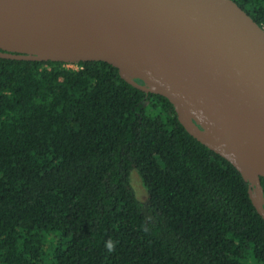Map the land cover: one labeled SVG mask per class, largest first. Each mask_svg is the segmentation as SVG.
<instances>
[{"label": "trees", "instance_id": "16d2710c", "mask_svg": "<svg viewBox=\"0 0 264 264\" xmlns=\"http://www.w3.org/2000/svg\"><path fill=\"white\" fill-rule=\"evenodd\" d=\"M230 1L264 29V0ZM73 65L0 58V264H264L245 176L165 96Z\"/></svg>", "mask_w": 264, "mask_h": 264}, {"label": "water", "instance_id": "95a60500", "mask_svg": "<svg viewBox=\"0 0 264 264\" xmlns=\"http://www.w3.org/2000/svg\"><path fill=\"white\" fill-rule=\"evenodd\" d=\"M233 48L256 54L258 68ZM0 58L105 62L165 96L186 131L251 183L264 218V173L248 161L264 152V29L230 0H0Z\"/></svg>", "mask_w": 264, "mask_h": 264}, {"label": "bare ground", "instance_id": "6f19581e", "mask_svg": "<svg viewBox=\"0 0 264 264\" xmlns=\"http://www.w3.org/2000/svg\"><path fill=\"white\" fill-rule=\"evenodd\" d=\"M198 2H205L206 0H196ZM233 53L240 57L248 66L258 68L260 59L256 54L250 50L242 48H233ZM262 71V70H261ZM249 163L258 171L264 173V152H255L249 156Z\"/></svg>", "mask_w": 264, "mask_h": 264}, {"label": "rangeland", "instance_id": "374dc122", "mask_svg": "<svg viewBox=\"0 0 264 264\" xmlns=\"http://www.w3.org/2000/svg\"><path fill=\"white\" fill-rule=\"evenodd\" d=\"M71 67H76L74 65H71ZM130 184L131 188L136 196V198L142 202L146 203L148 201V192L147 189L145 188L142 178L140 174L136 171L133 170L130 175Z\"/></svg>", "mask_w": 264, "mask_h": 264}, {"label": "clouds", "instance_id": "9594fccd", "mask_svg": "<svg viewBox=\"0 0 264 264\" xmlns=\"http://www.w3.org/2000/svg\"><path fill=\"white\" fill-rule=\"evenodd\" d=\"M108 250L111 252L114 250V245L111 244V242H109V244L107 245Z\"/></svg>", "mask_w": 264, "mask_h": 264}, {"label": "built area", "instance_id": "2783aa9c", "mask_svg": "<svg viewBox=\"0 0 264 264\" xmlns=\"http://www.w3.org/2000/svg\"><path fill=\"white\" fill-rule=\"evenodd\" d=\"M71 65H73V64H71Z\"/></svg>", "mask_w": 264, "mask_h": 264}]
</instances>
